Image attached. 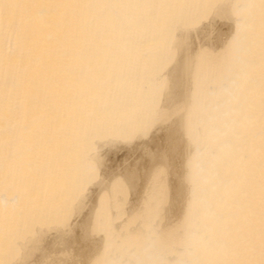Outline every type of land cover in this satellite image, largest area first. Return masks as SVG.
Returning a JSON list of instances; mask_svg holds the SVG:
<instances>
[{"label": "bare ground", "instance_id": "obj_1", "mask_svg": "<svg viewBox=\"0 0 264 264\" xmlns=\"http://www.w3.org/2000/svg\"><path fill=\"white\" fill-rule=\"evenodd\" d=\"M0 264H264V0H0Z\"/></svg>", "mask_w": 264, "mask_h": 264}, {"label": "rangeland", "instance_id": "obj_2", "mask_svg": "<svg viewBox=\"0 0 264 264\" xmlns=\"http://www.w3.org/2000/svg\"><path fill=\"white\" fill-rule=\"evenodd\" d=\"M97 158H98V157H97ZM97 158L95 157V159L93 160V162L96 160V162H97L96 165H98V160H99V159H97ZM100 158H101V157H100ZM156 158H157V157H156ZM159 158H160V157H159ZM160 159H161V158H160ZM160 159H159V161H160ZM151 160H152V159H151ZM156 160H157V159H154V161H152V163L154 164V166H155V163H157V164L159 163L158 160H157V162H155ZM154 162H155V163H154ZM160 162H161V161H160ZM166 163H167V162H166ZM92 164H93V163H92ZM159 164H163V165H164L163 162H161V163H159ZM159 164H158V165H159ZM93 165H95V164H93ZM163 165H160V166H157V167L155 166V167H156L155 171L158 170V173H157V174H159V175H157V176H159V178H157V180L160 179L159 182L161 181V178H162V177H163V178H162V181H163L164 177L166 176V174H162V172L165 173V171H162V169H163L162 167H164ZM165 166H166V165H165ZM158 167H160V168L157 169ZM165 168H167V167H165ZM163 170H165V169H163ZM91 171H92V170H91ZM159 171H160V172H159ZM96 172H97V171H96ZM166 173L168 174L167 169H166ZM90 174H91V173H90ZM161 174H162V175H161ZM94 175H95V174H94ZM94 175H93V176H94ZM93 178H94V177H93ZM117 180H119L118 182H122V181H120V180H121V177H120L119 179H118V177H117V178H116V181H117ZM123 182H125V181H123ZM164 182H165V179H164L163 183H164ZM116 183H117V182H116ZM160 183H162V182H160ZM119 184L121 185V183H118V185H119ZM122 184H123V183H122ZM125 184H126V183H125ZM125 184H124V186H125ZM127 186H128V184H127ZM119 187H121V186H118V188H119ZM121 188H124L123 185H122ZM126 188H127V187H126ZM126 188H125V189H126ZM125 189H124V191H125ZM127 189H128V188H127ZM120 190H121V189H120ZM128 190H129V189H128ZM124 191L122 190V191H121V194H122V192H123V194H124ZM125 192L127 193L128 191H125ZM125 195H126L127 198H128V195H127V194H124V195H123V198H126Z\"/></svg>", "mask_w": 264, "mask_h": 264}]
</instances>
